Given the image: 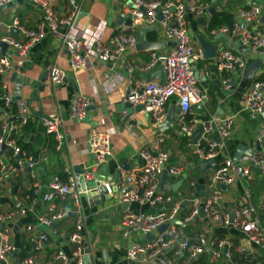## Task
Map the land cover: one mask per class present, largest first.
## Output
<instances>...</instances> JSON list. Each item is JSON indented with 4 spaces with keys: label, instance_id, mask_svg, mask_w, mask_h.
<instances>
[{
    "label": "crops",
    "instance_id": "crops-1",
    "mask_svg": "<svg viewBox=\"0 0 264 264\" xmlns=\"http://www.w3.org/2000/svg\"><path fill=\"white\" fill-rule=\"evenodd\" d=\"M44 1L58 17L72 14L71 25H61L58 27L59 31L71 30L77 34H92L98 31L100 41L106 46L109 45L111 37L118 32L120 24L129 20L124 17L131 8L130 0ZM202 2L207 6L208 13L197 19L187 16V33L193 50L200 54L199 58L191 61V70L192 73L197 71L196 87L205 94L206 98L203 103L193 104L189 115L197 119H205L211 114L220 117L234 116L230 137L223 141L214 134L208 137L210 141L222 143L221 149L210 161L204 162L203 160L206 159L200 157L197 152L200 136L195 138V144L192 143V134L199 128L193 129L188 134L179 135L177 118L173 127L161 129L169 107H172L176 115L174 97L169 98L164 104V117L161 122H155L150 112L144 109L131 112L126 118L125 113L118 106L126 103L123 97L128 89L139 88L147 82L162 81L163 73L159 63L145 72L139 69H134L130 73L126 71L127 65H142L149 60L152 53L164 54L173 46V41L165 38L160 30L148 29L144 33L143 38L146 43H155L153 49L135 48L142 29L141 26H137L133 47L127 49L120 59L108 63L90 57L83 68L77 71H72L69 67L65 46L49 33L22 56H18L16 51L6 47L4 53L9 56L10 64L3 75H0V81L6 84L9 93L13 97L17 95L21 99L28 100L33 85L39 83L41 87V90L36 91L40 102L28 101L31 116L27 121L28 124L20 129L16 138L21 142L20 148L22 149V144L25 147L22 151L36 160L35 178L29 181L27 173L20 174L19 177L5 173L0 183V211L21 208L26 211L23 215L6 220L5 226L10 228L9 240L18 249L17 255L12 257L13 261L20 256L22 250L26 251L28 243L25 239V226L43 212L45 203L42 201V195L51 177L64 178L65 181L68 177L73 178L91 170V179L102 168L103 183L110 188L111 194H98V198L95 196L93 200L80 195L79 209L83 217L81 234L88 248V252L82 258L83 262L85 264H146L133 262L125 257L126 248L131 240L142 242L146 238L143 234L134 233L129 241L124 239L120 232L119 218L124 212L151 213L160 209L139 206L136 203H122L118 200V196L123 189H119L117 183L122 170H134L140 167L142 161L138 156L139 151L146 148L153 153L154 139L163 136L164 140L160 148L166 153L167 160L164 164L165 173L160 174L157 179V190L170 196L179 205L175 223L171 222L169 225L180 228L182 235L191 240L196 238L202 228H206L209 237L229 241L231 246L228 252L231 254L232 250L237 260H242L245 264H264V254L251 245L232 223L221 224L208 219L202 213L187 223L183 222V218L189 212L190 196H196L203 201L217 192L221 197V204H215L218 212H227L230 215L231 205L234 211L246 205L252 208L251 216L257 219L262 216L260 205L264 196V174L252 167L249 177L236 174L231 184L212 179L213 170L216 172L225 158L235 161L243 155L257 151V137L264 127V111L262 114H253L245 109L242 96L257 81L256 78L264 73V58L261 57L252 79L247 76V70L250 65L258 61L260 55L250 49L243 52L246 68L242 72L226 74L219 71L216 63L218 53L225 48L236 50L237 46L227 35L212 33L207 28L213 14H234L239 9L257 5L262 13L260 18L255 23L243 26L248 30L264 32V20L261 21L264 16V0L263 2L202 0ZM210 9H213V12L210 13ZM41 18L40 7L33 0H11L0 7V38L8 35L21 40L22 35L16 29L8 30L4 25L15 20L22 28L35 29ZM200 19L203 21L201 22ZM52 66L64 72V80L60 85H52L48 79V71ZM41 81L43 82L40 83ZM79 97L88 100V104L84 106L82 119L76 120L70 118L68 114L72 101ZM37 111L41 114H37ZM51 114H55L62 121L63 138L57 151L53 148L52 137L45 133L42 123L44 118ZM93 129L108 134L110 139V155L100 163H96L87 148V138ZM43 156L46 159H43ZM65 168L68 169V174L64 172ZM170 168L177 169L178 174L171 175ZM112 175H116V182L113 181ZM183 175L185 177L182 178ZM33 180L37 183L35 188L31 185ZM177 181L179 185L173 190L172 185ZM223 184L226 186L223 187ZM60 203L69 206L70 197L67 195ZM73 223L74 216L68 213L46 231L53 241H57L59 235L69 231ZM164 230L165 228L158 232L155 229L151 234L156 237ZM57 245L66 249L64 243ZM45 253L48 254L49 250H45ZM166 255L176 264H182L184 254L177 252L176 244L166 249ZM202 259L204 262H209V256L207 259ZM234 263L237 264L236 261ZM215 264H229V260L223 255Z\"/></svg>",
    "mask_w": 264,
    "mask_h": 264
},
{
    "label": "built area",
    "instance_id": "built-area-1",
    "mask_svg": "<svg viewBox=\"0 0 264 264\" xmlns=\"http://www.w3.org/2000/svg\"><path fill=\"white\" fill-rule=\"evenodd\" d=\"M11 0H0V7ZM40 7L42 18L37 22L35 29L20 27L14 20L5 24L6 29H16L22 35L21 40H16L8 35L0 38L6 47L16 51L18 56L24 55L28 49L40 42L47 33L54 35L65 46L68 52V63L72 71L83 68L90 57L102 62L112 63L120 59L122 54L132 48L135 42V30L137 26L158 29L165 38L173 41V46L164 54L150 55L149 60L139 66L127 65L126 71L132 72L139 69L148 71L156 63L161 64L163 78L161 82H147L139 88L128 89L123 101L132 106L141 104L143 109L150 112L155 122H161L164 117V104L169 98L174 97L175 103L180 109L177 120L179 131L185 135L193 129L201 131L200 140L197 143V152L203 159H212L222 147L221 141L232 134L234 116L220 117L211 114L205 119H197L189 115L193 104L203 103L205 94L196 87V79L191 70V61L200 57L192 48L187 33V16L190 18L204 17L208 13L207 6L202 0H130L131 8L120 24L118 32L114 34L109 45L100 41L99 32L90 34H77L71 30L59 31L61 25L70 26L72 14L58 17L44 0H33ZM259 6L251 5L239 9L232 14V25H222L211 30L212 33L227 35L232 43H236V50L225 48L216 56L217 69L223 73L242 72L246 68V60L243 55L245 50H252L264 58V32L248 30L240 25V21L252 24L261 16ZM160 17L158 18V16ZM131 19V20H130ZM8 50V49H7ZM10 58L7 54H0V75L9 68ZM119 79V77H116ZM48 79L52 85H60L64 80V72L58 67L52 66L48 71ZM226 80V78H225ZM110 89V88H108ZM88 100L83 97L72 101L68 116L81 120L84 116V106ZM243 107L253 114H262L264 111V80L255 81L250 89L242 96ZM30 109L24 99L13 97L6 88V84L0 81V183L5 173L12 176L27 173L30 179L35 178L36 160L22 151L16 142L20 129L29 120ZM44 131L53 139V148L58 150L63 138L61 130L62 121L55 114H51L42 121ZM221 139L220 142L210 141V135ZM163 136H157L151 153L148 149H141L138 153L142 163L134 170H122L117 187L128 190L119 194L118 200L122 203H136L139 206L150 208L158 207V212H124L119 218L121 236L131 239L134 233L145 234L153 232L158 226L166 225L165 230L152 239L142 242L131 240L125 251V257L133 262L150 264H176L166 255V249L176 244L177 252L182 253V264H190L201 255L208 254L210 263H217L223 257L226 250V258L229 264H235L228 252L230 243L227 240H216L208 236V230L202 228L193 240L185 238L180 228L170 226L179 212V205L166 194L157 190V179L164 170L167 160L166 153L161 150ZM259 149L250 155H243L237 161L225 158L213 175V180H221L231 184L236 174L249 177L251 169H257L264 174V127L257 137ZM6 150L1 152V147ZM88 152L92 153L96 163L103 162L110 155L109 135L93 129L87 138ZM46 159L45 156L42 157ZM249 165V166H246ZM252 167V168H251ZM26 169V171H25ZM64 172L68 174V169ZM91 170L82 172L84 180H89ZM171 175L178 174V170L170 168ZM225 174L222 176V174ZM117 181V180H116ZM32 188L37 187L35 180ZM106 194H111L110 188L104 184ZM75 190V191H74ZM70 197L71 204L63 205L60 202ZM80 195L82 193L75 188L74 177H68L61 181L58 177H51L47 183L46 191L42 195L45 203L43 212L35 216L33 222L25 226L26 241L29 248L21 256L17 255L18 249L9 240L10 228L5 226L6 220L26 213L25 209H10L0 211V264H85L83 256L88 252L86 242L81 234L83 217L80 212ZM220 194H214L200 201L196 196L189 197V212L183 218V222H189L201 211L204 216L221 224H229L239 229L243 237L261 253L264 254V196L261 199V218L251 216L252 208L242 206L235 211L233 221L230 215L220 213L215 209V204L220 200ZM71 213L74 223L67 232H62L57 241H53L48 231L52 224ZM55 243V245L53 244ZM58 243H64L66 249L59 247ZM86 249V251H85ZM45 250H49L46 254Z\"/></svg>",
    "mask_w": 264,
    "mask_h": 264
},
{
    "label": "water",
    "instance_id": "water-1",
    "mask_svg": "<svg viewBox=\"0 0 264 264\" xmlns=\"http://www.w3.org/2000/svg\"><path fill=\"white\" fill-rule=\"evenodd\" d=\"M246 1H249V0H246ZM255 7H257V5H254ZM209 12H213V9H210ZM160 17V15L158 16V18ZM263 21L264 20V16H262L261 18ZM77 20V18L75 19ZM200 21L202 22L203 19H200ZM240 24L243 26L245 24V21H240ZM148 29H150L149 27H144L141 29L140 31V36L138 38V40L136 41L135 43V48H138V49H153L156 45L155 43H146L145 40H144V33L145 31H147ZM208 46V44H206ZM6 50V44L4 42H1L0 41V53L3 54L4 51ZM9 52V51H8ZM261 56H259V59L258 61H256V63H253L252 65L249 66L248 70H247V76L249 78H253L256 70H257V67L259 66V63H260V60H261ZM193 76L197 77L198 76V73L197 71L193 72ZM43 81H41L40 83H42ZM41 90V87L39 86V83H36L33 85V89H32V92H31V97L28 99V100H25L26 104H28V101H36L37 103L40 102V100L38 99V96H37V93L36 91H39ZM15 98H20L19 96L16 95ZM119 108H121V110L125 113V117L127 118L131 112H138L140 110L143 109V105L141 104H137V105H134L132 106L131 104L129 103H122V104H118ZM88 110V109H86ZM31 112V111H30ZM175 112H176V115L173 113L172 111V107H169L167 109V112H166V115H165V119H164V123L162 124L161 126V129H168V128H171L173 127L175 121L177 120L179 114H180V109L177 105H175ZM37 114H41L39 111H37ZM87 117V116H86ZM201 134V131L200 129H197L195 132H193L192 134V143L195 144V138L197 136H200ZM179 135H182L181 132H179ZM259 147L258 145L256 146V150H258ZM6 150V147L2 146L1 147V152L5 151ZM239 159V158H238ZM238 159H235V161H237ZM211 159H208V160H203L204 162L205 161H210ZM213 162V160L211 161V163ZM102 168L100 169L99 172H97L96 174L93 175V177L89 180H84L83 177H82V174H79V175H75L74 176V181H75V188L77 191H80L82 193V196H85V198L87 199H90V200H93L92 198H95V196H97L96 198H98V194L100 195H105L106 194V191H105V188H104V183H103V176H101L102 172H101ZM165 171L163 170L161 172V174H164ZM213 173H215V170H213ZM225 174L223 173L222 176H224ZM185 177V175L182 176V178ZM112 179L114 182H116L117 180V177L116 175H112ZM179 185V181H177L174 185H172V189L175 190L177 188V186ZM225 184H223L222 186H224ZM128 190V188L126 187L123 191H126ZM218 205L221 204V200H219L218 202ZM230 209L232 210L231 213H230V221H233L234 217H235V211L233 210V206L231 205L230 206ZM201 213L203 214V212L201 211ZM204 216V214H203ZM172 223H175V220L174 221H171ZM166 227V225H162V226H158L156 228V231L160 232L161 230H163L164 228ZM145 238L146 239H152L153 238V235L151 233H145L144 234ZM86 251V249H85ZM227 251L224 250V258H226L227 256ZM208 255L211 256V252L209 251L208 252ZM146 264H150V263H146Z\"/></svg>",
    "mask_w": 264,
    "mask_h": 264
},
{
    "label": "trees",
    "instance_id": "trees-1",
    "mask_svg": "<svg viewBox=\"0 0 264 264\" xmlns=\"http://www.w3.org/2000/svg\"><path fill=\"white\" fill-rule=\"evenodd\" d=\"M232 14H229V13H216V14H213L208 22V25H207V28L208 30H213V29H216V28H219L220 26L222 25H228V26H231L232 25ZM256 80H264V73L259 75ZM28 124V122H27ZM26 124V125H27ZM25 125V126H26ZM24 126V127H25ZM24 129V128H23ZM17 144L20 145L21 142L20 140H16ZM53 143V141H52ZM22 146V149H25V147L23 146V144L21 145ZM48 147H51V146H48ZM64 179V178H63ZM63 179H60L61 181H64ZM29 248V245H27L26 247V250ZM25 253V250H22V253L20 254L23 255ZM231 254H232V250H231ZM207 254H204V255H201L195 262L191 263V264H215V263H210L209 262H204L202 258H206L207 259ZM231 259L232 261H236L237 264H245L242 260H237L235 255H234V252L233 254L231 255ZM209 260V259H208Z\"/></svg>",
    "mask_w": 264,
    "mask_h": 264
},
{
    "label": "rangeland",
    "instance_id": "rangeland-1",
    "mask_svg": "<svg viewBox=\"0 0 264 264\" xmlns=\"http://www.w3.org/2000/svg\"><path fill=\"white\" fill-rule=\"evenodd\" d=\"M258 1L263 2V0H258Z\"/></svg>",
    "mask_w": 264,
    "mask_h": 264
}]
</instances>
